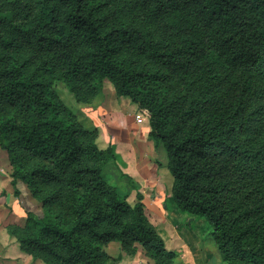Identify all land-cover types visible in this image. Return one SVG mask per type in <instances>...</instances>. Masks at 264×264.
<instances>
[{
  "label": "trees",
  "instance_id": "1",
  "mask_svg": "<svg viewBox=\"0 0 264 264\" xmlns=\"http://www.w3.org/2000/svg\"><path fill=\"white\" fill-rule=\"evenodd\" d=\"M105 79L147 115L175 207L210 222L226 264H264V0H0V138L14 195L42 208L6 226L20 248L108 264L119 241L174 264L137 184L131 205L105 179L112 145L53 89L89 102Z\"/></svg>",
  "mask_w": 264,
  "mask_h": 264
},
{
  "label": "rangeland",
  "instance_id": "2",
  "mask_svg": "<svg viewBox=\"0 0 264 264\" xmlns=\"http://www.w3.org/2000/svg\"><path fill=\"white\" fill-rule=\"evenodd\" d=\"M53 89L63 103L75 113L84 127L97 129L96 142L100 149L112 145L116 159L106 164L103 174L109 183L125 195L131 205L137 201L136 191L131 186V182H134L144 195V212L153 226L160 222L158 216L163 218L161 222L166 218L169 229H173L174 225L179 226L182 232L186 231L194 236L200 242L201 248L215 244L212 225L208 220L182 213L175 207L171 197V179L164 169H160L163 166L166 167V153L162 144L156 145L149 136L150 127L147 125L146 114L140 113L136 105L128 98L118 96L112 83L107 79L104 80L101 92L89 102L76 101L61 81H55ZM2 144L3 141L0 138V182H11L12 167L8 153ZM161 151L164 157L160 154ZM122 173L130 176L131 180L121 175ZM3 195L5 193L2 192L0 203L5 197ZM17 198L23 209L18 219L20 225L25 222L27 210L42 212L39 201L32 200L33 202L30 203L22 194L20 198ZM10 216L9 206L4 202V205L0 206V247L12 242L10 237L7 240L5 230L8 224H16ZM165 232V237L169 238L170 232L168 230ZM120 246L119 241H111L105 246V250L113 261ZM112 260L108 264H112ZM214 261L215 257L212 255L210 263L213 264Z\"/></svg>",
  "mask_w": 264,
  "mask_h": 264
},
{
  "label": "crops",
  "instance_id": "3",
  "mask_svg": "<svg viewBox=\"0 0 264 264\" xmlns=\"http://www.w3.org/2000/svg\"><path fill=\"white\" fill-rule=\"evenodd\" d=\"M147 125L149 126L148 121ZM160 154L163 155V152L161 151ZM160 169H164L168 173L172 183V176L167 168L163 166ZM16 187L25 200L28 199L30 203L33 202L32 200H35L30 195L26 184H24L23 182H17ZM158 189L160 190V188ZM0 192L5 193V195H3L5 197L2 198V201H4L9 206V210L11 212L10 217L12 221H15L19 224L20 221L18 219L20 218V214L21 211L23 212V209L21 208L22 204L20 203L19 199L13 193L11 182H0ZM140 192L142 193L141 190ZM2 201L0 203V206L4 205V202ZM158 219L160 220V222H157L154 227L163 238L165 247L169 250H173L176 253L174 264H211L210 262L212 255L215 257V261L213 262V264H226L220 257L216 243L212 244L211 247L204 246L201 248L200 242H198V240L195 239L194 236L189 235V233H187L186 231L182 232L181 229H179L175 225L173 226V229H169V223L167 222L166 218H164V221L162 222L161 219L163 218H160L158 216ZM5 230L7 240L8 237H10V241L12 242L0 247V264H43L41 260H34L31 255L24 252L20 248L16 238L11 236L7 232V229ZM167 230L168 232H170L169 238L165 237V231ZM152 262V259L145 255L143 248L139 244L137 245L136 252L133 254L126 253L120 246L117 256H115V260H112V264H152Z\"/></svg>",
  "mask_w": 264,
  "mask_h": 264
}]
</instances>
